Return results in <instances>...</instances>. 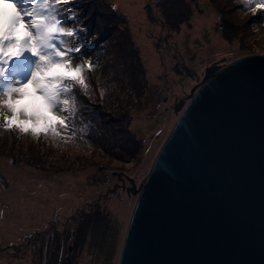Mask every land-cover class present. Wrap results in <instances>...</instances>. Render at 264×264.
Instances as JSON below:
<instances>
[{
    "label": "water",
    "instance_id": "95a60500",
    "mask_svg": "<svg viewBox=\"0 0 264 264\" xmlns=\"http://www.w3.org/2000/svg\"><path fill=\"white\" fill-rule=\"evenodd\" d=\"M190 94L132 190L118 264H264V55L212 66Z\"/></svg>",
    "mask_w": 264,
    "mask_h": 264
},
{
    "label": "rangeland",
    "instance_id": "374dc122",
    "mask_svg": "<svg viewBox=\"0 0 264 264\" xmlns=\"http://www.w3.org/2000/svg\"><path fill=\"white\" fill-rule=\"evenodd\" d=\"M151 1L155 0H127L128 12L121 2L110 0L119 14L129 17L152 77L147 109L137 114L134 123L137 134L146 140L143 163L136 169L137 165H128L129 170L101 173L96 178L73 174L64 179L0 160V264H117L137 200L132 190L151 171L179 118L172 110L174 102L188 98L212 66L264 55L262 12L243 9L239 13L230 5L222 12L208 0H198L190 25L172 32L165 43L160 31L166 32V25ZM149 5L152 18L146 9ZM10 9L0 0V11ZM208 15L211 21L196 26L197 18ZM225 20L229 29L243 28L241 34L249 24L258 42L252 39L253 45L248 46L236 39L230 43L222 34ZM66 22L69 27L73 24L69 18ZM252 46L254 50L249 51ZM116 184L122 187L117 189Z\"/></svg>",
    "mask_w": 264,
    "mask_h": 264
},
{
    "label": "trees",
    "instance_id": "16d2710c",
    "mask_svg": "<svg viewBox=\"0 0 264 264\" xmlns=\"http://www.w3.org/2000/svg\"><path fill=\"white\" fill-rule=\"evenodd\" d=\"M208 1L217 11L224 12L227 5L239 13L245 10L238 0ZM196 2L198 0L151 1L160 21L166 25V32L160 31L165 43L172 38V32L190 25ZM72 7L75 17H69L71 27L83 30L79 36L82 58L98 66L88 74L90 95L78 98L80 122L69 129V135L75 132L76 138L54 139L43 134L34 137L16 129H0V160L8 159L14 166H26L64 179L73 174L93 178L101 173L115 174L129 170L128 165H137L136 169L143 163L146 140L137 134L134 123L137 114L147 109L152 77L143 62L135 29L130 27L129 17L119 14L110 0H76ZM146 9L152 18V6ZM227 21L223 22L222 34L230 43L236 39L248 46L253 45L252 39L253 43L258 42L256 32L248 29L249 24L244 28L247 32L241 34L243 28L229 29ZM253 50L254 46L249 48ZM175 65L179 73L181 68L178 63Z\"/></svg>",
    "mask_w": 264,
    "mask_h": 264
},
{
    "label": "snow or ice",
    "instance_id": "6c2138e0",
    "mask_svg": "<svg viewBox=\"0 0 264 264\" xmlns=\"http://www.w3.org/2000/svg\"><path fill=\"white\" fill-rule=\"evenodd\" d=\"M4 2L14 10L0 11V109L6 113L5 129L75 139L69 129L80 122L78 98L90 95L88 74L98 67L82 58L83 30L66 22L75 17L76 0ZM241 3L254 14L264 13V0Z\"/></svg>",
    "mask_w": 264,
    "mask_h": 264
},
{
    "label": "bare ground",
    "instance_id": "6f19581e",
    "mask_svg": "<svg viewBox=\"0 0 264 264\" xmlns=\"http://www.w3.org/2000/svg\"><path fill=\"white\" fill-rule=\"evenodd\" d=\"M117 1L122 3V6H124V9H125V7H127L128 8V12L130 11V6H129V4L127 5V3H126L127 0L126 1L125 0H117ZM211 20H212L211 15H208V17L207 16H203L201 18H197L196 19V26H199L200 27L202 24H204V23H206L208 21H211ZM68 178L70 179L72 177H68Z\"/></svg>",
    "mask_w": 264,
    "mask_h": 264
},
{
    "label": "clouds",
    "instance_id": "9594fccd",
    "mask_svg": "<svg viewBox=\"0 0 264 264\" xmlns=\"http://www.w3.org/2000/svg\"><path fill=\"white\" fill-rule=\"evenodd\" d=\"M10 11H14V10L10 9ZM23 27L24 26L21 25L20 31L22 34H23ZM4 115H6V113H4L2 109H0V129L7 131L4 127V124H5ZM0 134H2V132H0ZM0 215H2V213H0Z\"/></svg>",
    "mask_w": 264,
    "mask_h": 264
},
{
    "label": "flooded vegetation",
    "instance_id": "af4514ba",
    "mask_svg": "<svg viewBox=\"0 0 264 264\" xmlns=\"http://www.w3.org/2000/svg\"><path fill=\"white\" fill-rule=\"evenodd\" d=\"M181 99H183V98H179L176 102H174V104L175 103H177V102H179V100H181ZM184 100H186V102H188V98L186 97V98H184ZM172 110H173V108H172ZM117 185V189H120L122 186H120V185H118V184H116ZM124 188V187H123ZM125 189V188H124Z\"/></svg>",
    "mask_w": 264,
    "mask_h": 264
}]
</instances>
